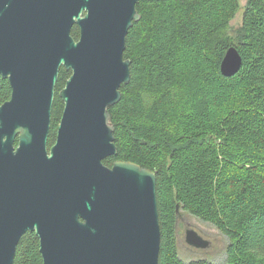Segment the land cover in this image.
Wrapping results in <instances>:
<instances>
[{"label": "water", "instance_id": "95a60500", "mask_svg": "<svg viewBox=\"0 0 264 264\" xmlns=\"http://www.w3.org/2000/svg\"><path fill=\"white\" fill-rule=\"evenodd\" d=\"M139 2L0 0V76L12 89L0 104V264H13L27 232L39 237L43 264H159L156 172L104 163L118 154L110 108L131 79L124 52ZM241 65L229 48L222 73ZM62 66L71 75L49 147ZM186 241L209 244L193 229Z\"/></svg>", "mask_w": 264, "mask_h": 264}, {"label": "trees", "instance_id": "16d2710c", "mask_svg": "<svg viewBox=\"0 0 264 264\" xmlns=\"http://www.w3.org/2000/svg\"><path fill=\"white\" fill-rule=\"evenodd\" d=\"M241 8L240 0L137 4L141 17L124 52L131 79L110 108L118 154L104 163L127 160L156 172L159 264H212L179 257L181 208L230 238L224 264H264V0H246L234 30ZM72 34L79 38L78 25ZM231 47L242 65L225 76L221 64ZM11 93L1 79L0 104ZM63 109L59 96L53 125ZM13 264H43L36 233L23 236Z\"/></svg>", "mask_w": 264, "mask_h": 264}, {"label": "rangeland", "instance_id": "374dc122", "mask_svg": "<svg viewBox=\"0 0 264 264\" xmlns=\"http://www.w3.org/2000/svg\"><path fill=\"white\" fill-rule=\"evenodd\" d=\"M242 8L231 21L232 29H237L243 19V7L246 0H240ZM193 229L204 239L209 241L207 247H195L186 241L187 231ZM178 253L184 262L205 259L212 264H224L228 258L230 238L223 233L215 224L204 220L191 212L181 208L177 224Z\"/></svg>", "mask_w": 264, "mask_h": 264}, {"label": "flooded vegetation", "instance_id": "af4514ba", "mask_svg": "<svg viewBox=\"0 0 264 264\" xmlns=\"http://www.w3.org/2000/svg\"><path fill=\"white\" fill-rule=\"evenodd\" d=\"M74 27V26H73ZM72 30H73V28H72ZM71 34H72V32H71ZM72 36H74L73 34H72ZM67 74V75H66ZM66 75V76H65ZM71 75V71L70 70H68V69H66L64 66H62L61 68H60V71H59V77H58V82H57V85H56V87H55V98H54V102H55V99L57 98V97H59L60 95V91L63 89V87L65 86V83H66V81H67V79L69 78V76ZM65 76V77H64ZM63 77H64V80H63ZM1 79H3V80H8V79H5V78H3V77H1L0 76V80ZM8 82H9V80H8ZM9 84H10V82H9ZM11 86V85H10ZM53 111H54V103H53V108H52V113H53ZM63 113V112H62ZM62 116V115H61ZM60 119H61V117H60ZM53 116H51V127H50V132H49V140H48V146L49 147H51L53 144H54V142H55V140H56V137H57V132H58V124H59V122H60V120L59 121H57V123H56V125H53ZM53 134L55 135L54 137H55V139H54V141H53V143H51L50 142V137L51 136H53ZM17 142V143H16ZM18 143H19V138L17 137L16 138V141H15V144L16 145H18ZM35 233V232H34Z\"/></svg>", "mask_w": 264, "mask_h": 264}]
</instances>
